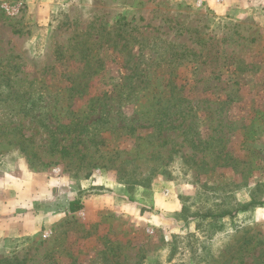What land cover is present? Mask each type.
<instances>
[{
	"label": "rangeland",
	"instance_id": "obj_1",
	"mask_svg": "<svg viewBox=\"0 0 264 264\" xmlns=\"http://www.w3.org/2000/svg\"><path fill=\"white\" fill-rule=\"evenodd\" d=\"M263 199L264 0H0V264H264Z\"/></svg>",
	"mask_w": 264,
	"mask_h": 264
},
{
	"label": "trees",
	"instance_id": "obj_2",
	"mask_svg": "<svg viewBox=\"0 0 264 264\" xmlns=\"http://www.w3.org/2000/svg\"><path fill=\"white\" fill-rule=\"evenodd\" d=\"M85 68H86V64H85ZM263 202H264V199L263 200H259V201H250V202L242 205L240 208H241V210H244V209L249 208L252 205L262 204ZM69 207H70L71 211H77L78 209L81 208V203L78 200H73V201H70ZM225 214H227V212H223L221 214H218V216H223Z\"/></svg>",
	"mask_w": 264,
	"mask_h": 264
}]
</instances>
